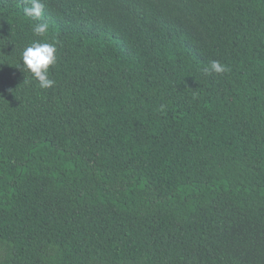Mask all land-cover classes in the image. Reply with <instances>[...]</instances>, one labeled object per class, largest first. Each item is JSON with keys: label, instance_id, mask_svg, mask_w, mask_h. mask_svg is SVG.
<instances>
[{"label": "trees", "instance_id": "1", "mask_svg": "<svg viewBox=\"0 0 264 264\" xmlns=\"http://www.w3.org/2000/svg\"><path fill=\"white\" fill-rule=\"evenodd\" d=\"M41 2L50 89L0 0V264H264V0Z\"/></svg>", "mask_w": 264, "mask_h": 264}, {"label": "clouds", "instance_id": "2", "mask_svg": "<svg viewBox=\"0 0 264 264\" xmlns=\"http://www.w3.org/2000/svg\"><path fill=\"white\" fill-rule=\"evenodd\" d=\"M44 3L41 0H31V7H25L23 14L25 17L37 21L32 28L35 37L41 38L33 40L26 46L21 55L22 70L30 74L38 83L40 89H50L54 87L56 81L50 78V70L53 69L58 59V48L55 42L47 40L49 25L43 22ZM228 71L226 65L213 60L205 69L206 74H224ZM27 83V80H25Z\"/></svg>", "mask_w": 264, "mask_h": 264}, {"label": "rangeland", "instance_id": "3", "mask_svg": "<svg viewBox=\"0 0 264 264\" xmlns=\"http://www.w3.org/2000/svg\"><path fill=\"white\" fill-rule=\"evenodd\" d=\"M178 18V17H177ZM182 23L184 25H187V27L192 30L196 35H198L199 37H201V35L199 33H197V31L195 30V28L192 26V23L186 19V18H182Z\"/></svg>", "mask_w": 264, "mask_h": 264}]
</instances>
